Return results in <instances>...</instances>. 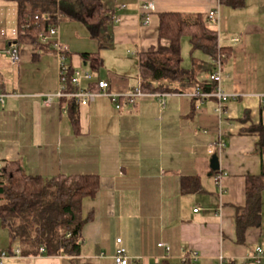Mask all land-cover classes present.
I'll list each match as a JSON object with an SVG mask.
<instances>
[{
	"label": "crops",
	"instance_id": "1",
	"mask_svg": "<svg viewBox=\"0 0 264 264\" xmlns=\"http://www.w3.org/2000/svg\"><path fill=\"white\" fill-rule=\"evenodd\" d=\"M101 1L111 16V43L99 49L81 23L61 21L58 39L67 48V65L90 70L81 54L99 51L103 66L95 76L112 92L131 91L140 84L139 54L167 45L158 38L160 13L205 18L217 9L218 27L206 24L227 53L222 87L229 98L219 116L216 98L199 95L213 85L210 57L197 53L182 62L195 82L173 83L177 90L163 92V108L158 93H145L134 103L120 98L118 109L109 98L97 97L78 107L76 131L64 100L48 106L42 101L58 85L54 50L17 43L19 63H10L4 50L17 24V8L0 0V31L5 32L0 35V165L18 161L25 173L43 178L99 177L96 195L82 202L83 217L92 219L83 226L78 255H14L20 243L0 223V252L8 254L2 264H114L119 237L129 264H255L250 256L264 247V191L260 223L248 227L241 241L235 212L245 204L246 176L264 172L259 137L245 132L264 123V0H246L238 9L219 0ZM149 2L151 10L144 8ZM217 140L225 148L209 153V143Z\"/></svg>",
	"mask_w": 264,
	"mask_h": 264
},
{
	"label": "trees",
	"instance_id": "2",
	"mask_svg": "<svg viewBox=\"0 0 264 264\" xmlns=\"http://www.w3.org/2000/svg\"><path fill=\"white\" fill-rule=\"evenodd\" d=\"M17 8V43L35 44L51 48V41L43 43L40 34H48L52 26L61 21L81 23L98 48L111 43V16L101 0H4ZM246 0H219V4L232 9L242 8ZM37 16V18H35ZM158 38L167 45L158 44L139 54L140 89L144 93L174 92L173 83L188 85L195 82L194 72L182 67L181 40L188 37L190 53L199 50L209 57L218 52L216 32L209 28L202 14L188 17L179 12H162L158 15ZM27 22L28 25H25ZM92 72L103 66L99 51L82 53ZM96 90L95 86L90 87ZM213 86L204 89L212 91ZM67 115L73 128L79 125L78 107L70 101ZM247 133H256L258 146L264 150V123L250 126ZM182 179L183 190L187 181ZM99 190L96 174H59L51 178L25 173L18 161L0 165V223L12 240L20 243V254H39L44 248L48 256H76L80 252L83 226L92 219L83 217L82 202L92 198ZM264 191V172L245 178V204L236 207L235 224L238 240L246 229L260 223Z\"/></svg>",
	"mask_w": 264,
	"mask_h": 264
},
{
	"label": "built area",
	"instance_id": "3",
	"mask_svg": "<svg viewBox=\"0 0 264 264\" xmlns=\"http://www.w3.org/2000/svg\"><path fill=\"white\" fill-rule=\"evenodd\" d=\"M144 8L151 10L153 9V5L151 2L147 3ZM37 18V16H35ZM206 22L211 27H218V10L213 9L209 11L205 15ZM25 25H28L27 22ZM0 35H5L3 30L0 31ZM12 40L9 42L8 47L4 50L7 55L10 63L12 65H17L19 63V49L18 44L16 42L17 38V28L16 26L11 30ZM40 41L46 43L51 41V49L54 50L57 59H58V85L57 89L54 93H47L43 95V104L50 105L54 101L60 103V101L64 100L66 106L70 101L77 107L86 106L92 103L97 97H107L114 104L115 108H119V99L125 98L129 103H134L135 100L143 96L145 93L141 91L140 84L134 87L131 91L125 93H115L110 91L109 84L105 80L98 79L95 74L90 70H82L79 68H74L65 63L66 59V46L62 45L58 39V26H52L49 29L48 34H40ZM219 47V45H218ZM225 57V53L218 52L214 57H210V62L212 65L211 72L209 74V80L213 85V89L210 92L199 93L202 97L212 96L217 100V107L215 109L216 113L221 116L223 113V105L229 98V95L224 92L222 87V80L224 77L222 71V63ZM95 86L96 90H92L90 87ZM198 94V92L196 93ZM4 95H0V100L2 101V97ZM160 106L164 107V96L163 93H158ZM225 148V144L221 140H217L209 143L208 152L211 154H219ZM222 173L219 172L215 176V182L218 184L220 178L222 177ZM198 208H195L194 211H197ZM115 251L113 255L114 264H129V257L126 253V249L122 245V239H115ZM158 246L164 248L165 251L168 252L169 247L164 243H159ZM39 251L44 253V248L40 247ZM14 255L20 254V249L14 248ZM8 254L5 250L0 252V264L3 263V259L7 258ZM191 258H197V253H192ZM250 260L255 264H264V247H256L254 253L250 256Z\"/></svg>",
	"mask_w": 264,
	"mask_h": 264
},
{
	"label": "rangeland",
	"instance_id": "4",
	"mask_svg": "<svg viewBox=\"0 0 264 264\" xmlns=\"http://www.w3.org/2000/svg\"><path fill=\"white\" fill-rule=\"evenodd\" d=\"M197 53H200V55H203L201 51H196V52H193L191 54L190 53V45H189L188 37H183L182 40H181V54H182V57H183L184 61H191L192 58L196 57ZM224 59H225V57H224Z\"/></svg>",
	"mask_w": 264,
	"mask_h": 264
}]
</instances>
